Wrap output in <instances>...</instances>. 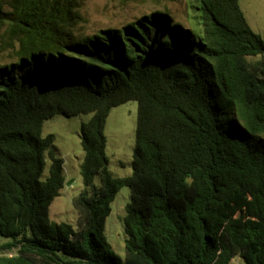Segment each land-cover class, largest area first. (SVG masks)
<instances>
[{
  "label": "trees",
  "instance_id": "1",
  "mask_svg": "<svg viewBox=\"0 0 264 264\" xmlns=\"http://www.w3.org/2000/svg\"><path fill=\"white\" fill-rule=\"evenodd\" d=\"M185 1L189 27L165 9L87 32L82 0H0V264H264V40L240 0ZM132 101L115 178L105 126ZM82 115L74 228L49 221L67 178L42 130ZM124 186L122 261L103 233Z\"/></svg>",
  "mask_w": 264,
  "mask_h": 264
},
{
  "label": "rangeland",
  "instance_id": "2",
  "mask_svg": "<svg viewBox=\"0 0 264 264\" xmlns=\"http://www.w3.org/2000/svg\"><path fill=\"white\" fill-rule=\"evenodd\" d=\"M240 7L250 28L264 40V0H240ZM169 10L170 15L187 27L190 24L188 4L185 0H82V26L87 32L99 29L117 28L126 21H132L143 13L155 10ZM136 102H129L112 109L105 126L106 156L109 169L115 178H125L132 175L135 134L137 128ZM91 115L74 118L56 116L43 125L42 136L53 135L54 144L51 148L54 156L64 162L67 183L49 209L51 223H68L76 228L77 213L73 206V198L85 187L81 174L84 160V150L81 145V125L89 121ZM50 161L45 171L49 173ZM130 203L129 187L120 188L111 204V214L107 217L103 236L107 242V251L115 254L122 261L125 259L127 235L124 219L127 206ZM8 240L0 236V245ZM240 258H235L231 264H241Z\"/></svg>",
  "mask_w": 264,
  "mask_h": 264
}]
</instances>
